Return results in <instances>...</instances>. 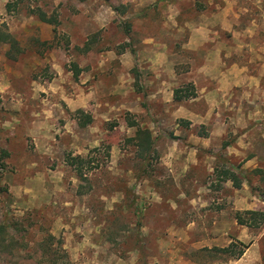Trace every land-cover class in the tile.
<instances>
[{
	"label": "rangeland",
	"instance_id": "rangeland-1",
	"mask_svg": "<svg viewBox=\"0 0 264 264\" xmlns=\"http://www.w3.org/2000/svg\"><path fill=\"white\" fill-rule=\"evenodd\" d=\"M0 33V264H264V0H0Z\"/></svg>",
	"mask_w": 264,
	"mask_h": 264
},
{
	"label": "trees",
	"instance_id": "trees-1",
	"mask_svg": "<svg viewBox=\"0 0 264 264\" xmlns=\"http://www.w3.org/2000/svg\"><path fill=\"white\" fill-rule=\"evenodd\" d=\"M34 15L41 21L45 22L50 25H56V20L50 16H48L44 11L41 9H36L34 12ZM0 42L7 43L10 45V50L17 52L18 51V43L14 40V38L9 35V34H2L0 33ZM192 86L189 85V89L187 88H177L174 90L173 97L176 101H181L184 99H189L192 97H195L196 94L193 91ZM136 140H139L142 142L141 145L145 146L146 150L151 149V134L150 132L146 129H140L138 128L136 131V135L133 138ZM85 159L80 156L76 157H71L69 160V163L71 166L74 167L75 171L77 172L79 177H83V172H82V167ZM227 177H231L234 180H238L235 174L227 171L226 172ZM237 187H239V181H236L235 184ZM243 215H248V218L243 217ZM236 219L238 224L240 225H245V226H258L264 221V214L263 212L260 211H253V210H247L244 211L243 213H237L236 214ZM8 224L5 222H0V245L8 242V233H7V228ZM52 239L51 236L47 239L50 241ZM237 247H240L238 251L235 249ZM248 247V245H245L239 241L233 240L227 247L225 248H216L217 251H221L223 253H226L232 258H239L241 255L244 253V250Z\"/></svg>",
	"mask_w": 264,
	"mask_h": 264
},
{
	"label": "crops",
	"instance_id": "crops-1",
	"mask_svg": "<svg viewBox=\"0 0 264 264\" xmlns=\"http://www.w3.org/2000/svg\"><path fill=\"white\" fill-rule=\"evenodd\" d=\"M192 81H193V79H192ZM193 83L194 84H196V81H193ZM204 91V90H203ZM247 162H249V160L247 161ZM255 206V205H254ZM243 208H246V209H250V210H252V209H255L254 207H251V206H247V205H245V207H243ZM254 211V210H253Z\"/></svg>",
	"mask_w": 264,
	"mask_h": 264
}]
</instances>
